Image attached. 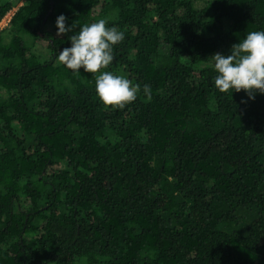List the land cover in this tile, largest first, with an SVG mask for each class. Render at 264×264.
Here are the masks:
<instances>
[{
  "label": "trees",
  "instance_id": "16d2710c",
  "mask_svg": "<svg viewBox=\"0 0 264 264\" xmlns=\"http://www.w3.org/2000/svg\"><path fill=\"white\" fill-rule=\"evenodd\" d=\"M12 9L0 264H264V95L220 93L211 60L264 31V0H4L0 21ZM60 15L77 27L57 37ZM100 19L124 33L101 71L140 85L123 109L57 63Z\"/></svg>",
  "mask_w": 264,
  "mask_h": 264
},
{
  "label": "clouds",
  "instance_id": "9594fccd",
  "mask_svg": "<svg viewBox=\"0 0 264 264\" xmlns=\"http://www.w3.org/2000/svg\"><path fill=\"white\" fill-rule=\"evenodd\" d=\"M66 21L64 15L57 18V37L77 27V21L70 27ZM106 24L105 19H100L80 27L78 32L68 37L71 47L59 52L57 63L66 66L74 74H79L81 69L85 73H99L95 76V91L99 101L106 109H123L137 99L141 89L139 84L133 85L122 75L101 71L114 61L113 47L124 39L123 32ZM211 60L217 73L215 88L220 93L232 90L233 94L243 90L249 99H255L257 93L264 95V31L249 32L245 39L232 46L229 55L216 53ZM143 94L151 100L149 85H144Z\"/></svg>",
  "mask_w": 264,
  "mask_h": 264
},
{
  "label": "rangeland",
  "instance_id": "374dc122",
  "mask_svg": "<svg viewBox=\"0 0 264 264\" xmlns=\"http://www.w3.org/2000/svg\"><path fill=\"white\" fill-rule=\"evenodd\" d=\"M0 1H4V0H0ZM14 9H12L11 11H9L4 18L1 20L0 22V30L3 29L5 26H3L5 23H7L8 18L10 19L11 15L13 14ZM45 48V44L39 42L37 44V48L35 50H37V52L39 53V55H41V51H43V49ZM213 62V61H212Z\"/></svg>",
  "mask_w": 264,
  "mask_h": 264
},
{
  "label": "built area",
  "instance_id": "2783aa9c",
  "mask_svg": "<svg viewBox=\"0 0 264 264\" xmlns=\"http://www.w3.org/2000/svg\"><path fill=\"white\" fill-rule=\"evenodd\" d=\"M8 21H9V18H8V20H7V23H8ZM0 22H1V21H0ZM7 23H5L3 26H5V27H6V26H7Z\"/></svg>",
  "mask_w": 264,
  "mask_h": 264
}]
</instances>
